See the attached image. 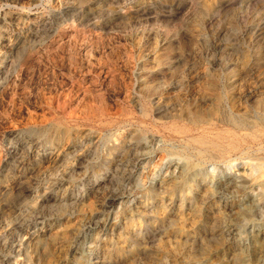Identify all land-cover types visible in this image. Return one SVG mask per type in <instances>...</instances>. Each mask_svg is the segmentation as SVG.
I'll list each match as a JSON object with an SVG mask.
<instances>
[{
  "label": "rangeland",
  "instance_id": "1",
  "mask_svg": "<svg viewBox=\"0 0 264 264\" xmlns=\"http://www.w3.org/2000/svg\"><path fill=\"white\" fill-rule=\"evenodd\" d=\"M132 1L22 0L17 7L8 6L11 2L0 1L1 12L5 10L25 19L30 16L44 23L37 34L20 44L4 79H62L65 96L75 84L80 88L90 87L89 81L80 79H98L93 75V69L91 73L85 70V78H79L72 68H68L69 62L63 64L50 59L57 47L62 46L66 53L70 52L69 47L73 49L72 45L81 33H94L105 40V45L94 50L90 59L100 74L101 80L96 87H101L103 79H108L109 67L100 65V60L105 57L103 62L109 57L114 58L111 60L119 76L116 82L119 88L116 86L117 89L106 93L108 109L83 118L64 116L61 110L42 101L41 96L45 94L48 99L56 95L52 80L33 85L36 91L31 100L37 101L32 103L30 100L17 109H13L11 99L0 98V128L14 132L17 124L23 122L20 120L28 125L25 134L47 135L64 128L72 136L71 140L81 141L82 149L71 156H85L78 173L81 176L76 174L77 177L67 178V204L63 207L50 205L49 210L43 207L45 210L38 209L40 214L36 219L15 222L14 214L5 208L16 200L15 193L0 198H4L0 202V222L1 219L5 222L4 227L0 226V264H205L206 258L213 260L210 264H243L247 250L264 236V0H172L176 8L174 19L119 20L120 10ZM22 6L30 8L32 13H22ZM81 42H78V52L82 60L87 42ZM53 47L55 49L51 50ZM157 62L167 71L162 74L164 78L158 74ZM131 72L135 75L128 77ZM138 77L146 80L145 89L138 86L141 81ZM152 88H155L154 94ZM159 92L166 99L163 105L167 109L162 114L156 107ZM77 96L78 93L74 94L73 100ZM175 100H178L177 105ZM89 101L93 106L98 105L94 95ZM204 107L209 117H206ZM26 109L32 110V119L26 115ZM42 117L44 120L40 119ZM45 117H48L46 121ZM41 121L44 124H38ZM118 136L128 137L133 146L122 150L115 158L109 157L113 148L120 146ZM196 140L201 144L195 143ZM148 151L156 152L155 156H145L152 153ZM235 160L240 165L232 167L228 177L224 176L222 172ZM130 167H139L140 172L134 170L131 173ZM214 179L224 184L231 181L233 187L228 192L211 187ZM198 183L201 186L198 187ZM209 190L212 192L208 195L209 200L203 199ZM253 201L257 209L245 216L246 207L252 206ZM25 202L32 205L31 200ZM222 208H228L229 212L226 211L227 217L220 220L221 225L219 222L215 226L204 223V214ZM30 211L28 208L27 213ZM187 238L192 241L186 242ZM182 242L180 248L178 245ZM215 245L221 252H217L218 248L215 251ZM161 247L166 249L163 251ZM180 251H183L182 255Z\"/></svg>",
  "mask_w": 264,
  "mask_h": 264
},
{
  "label": "bare ground",
  "instance_id": "2",
  "mask_svg": "<svg viewBox=\"0 0 264 264\" xmlns=\"http://www.w3.org/2000/svg\"><path fill=\"white\" fill-rule=\"evenodd\" d=\"M1 3L3 1L6 2H11L12 4H7L8 6H13L19 4H21L22 0H0ZM52 1V0H51ZM72 1V0H71ZM74 1V0H73ZM126 3V2H125ZM174 2H172V0H134L132 2H128V4H126L124 6L123 9L120 10L119 14H118V18L119 20H123V21H128L132 20V19H136L135 21H137V19H142V18H146V20H157V19H161V18H170V19H174L175 18V12H176V8L174 7ZM38 4V3H37ZM34 5V3H33ZM40 6V5H39ZM43 6V5H42ZM64 7V6H63ZM38 8V7H36ZM33 9V8H32ZM178 9V8H177ZM82 10V9H81ZM20 11L22 13H32L30 12V8H28L27 6H22L20 8ZM161 11H162V15H161ZM21 13V15H23ZM6 13L5 10L4 12L0 11V98H9L11 99L12 103L14 104V108L13 109H17V107H21L23 104H28L30 102V100L34 99L32 98V93L35 92L36 90L33 88V85H36L37 82H42L43 80H48V81H53L54 87L56 88V95L55 97H53L52 99H48L46 97L47 94L41 96L42 101L45 102L47 104V106H51L53 105L54 107H56V109L61 110L64 114V116H68L70 118H83V117H87L89 115H95L97 114L99 111L101 110H107L109 107V105L107 106V98H106V93L110 90V89H117L116 86L118 87V83L117 82V78L119 77L118 74H116L115 72V66L112 62V58L109 57V59H107L105 62H103V59L100 60V65H105V67H109V72L107 73L108 75V79H103L104 82L102 84L101 87L97 88L96 85L99 83V81L101 79L100 78V74L98 69L96 70L95 67L92 65V62L90 61L91 59V54L94 52V50L98 49L100 46L102 47V45H105V40L102 39V37L96 36L91 33H84L79 34V36H77L78 40H76L71 49L69 47V51L68 53L65 52L64 48L62 46H60L59 48H56V52L51 54V58L52 60L56 61V62H62L64 64V62H69V64L67 66H69L68 68H71L74 70L75 75L79 76V78H85L84 77V73L85 70L86 73H91L90 70L93 69L94 73L93 75H96L98 79H80L82 81H89L90 83V87H84V88H80V87H76V84L71 88V90L68 92L69 95H64L66 94L63 89H62V85H63V80L62 79H4V77L6 76L8 70L11 69V65H12V58H13V54L15 53V51L19 48V46H21L20 44L24 41H26L29 37H32L34 34H37L40 31L39 26H44V23H42V21L39 20H34L33 18H31L30 16H28L26 19L23 18V16H15L12 14ZM20 14V13H19ZM164 20V19H162ZM115 21V20H114ZM142 21V20H141ZM140 21V22H141ZM145 21V20H144ZM18 22V28L15 29L16 27V23ZM117 22V21H116ZM115 22V23H116ZM139 22V23H140ZM151 22V21H150ZM135 23V22H134ZM142 23V22H141ZM131 24V21H130ZM133 25V24H132ZM142 25V24H141ZM147 25V24H146ZM149 25V24H148ZM135 26V25H133ZM117 27V25H116ZM128 27V26H127ZM131 27V26H130ZM139 27V26H138ZM149 27V26H148ZM141 28V27H140ZM136 28H134L135 30ZM152 31V30H151ZM133 32V31H132ZM141 32V31H140ZM151 33V32H150ZM134 34V33H133ZM73 35V33H72ZM138 35V34H137ZM140 36V35H139ZM135 37V36H134ZM171 38V37H170ZM87 42L85 45L87 47L86 53L85 55H83V59L81 60L80 55L81 53L78 52V42ZM122 41V40H121ZM81 42V43H82ZM63 43V42H62ZM107 43H109L107 41ZM142 44V43H141ZM145 44V43H144ZM83 46V45H82ZM112 46V45H111ZM100 47V48H101ZM55 49V47H53L51 50ZM121 50V49H120ZM157 50V49H156ZM145 51V50H144ZM153 51V50H152ZM18 52V51H17ZM148 52V51H147ZM157 53V52H156ZM83 54V53H82ZM152 54V53H151ZM93 55V54H92ZM145 56V55H144ZM147 58V57H146ZM114 59V58H113ZM144 59V58H143ZM161 60V59H160ZM153 62V61H152ZM175 62V61H174ZM105 63V64H104ZM140 63V62H139ZM158 63V62H157ZM61 64V63H60ZM159 64V63H158ZM170 65V64H169ZM58 67H61V65L59 66V64L57 65ZM64 66V65H63ZM66 66V67H67ZM156 66V65H155ZM168 66V65H166ZM32 67V66H31ZM103 67V66H102ZM158 67V66H156ZM62 68V67H61ZM137 68V67H136ZM149 68V67H147ZM159 71L158 74H164L166 70H164V66H162L161 64H159L158 67ZM31 69V68H30ZM101 69V68H100ZM156 69V68H155ZM168 69V68H167ZM136 70V69H135ZM144 70V69H143ZM42 71V70H41ZM149 71V70H148ZM10 72V71H9ZM72 72V73H74ZM104 72V71H103ZM102 72V73H103ZM134 72V71H133ZM154 72V70H153ZM169 72V70H168ZM55 73V71H54ZM101 73V72H100ZM132 73V72H131ZM138 73V71H137ZM141 73V72H140ZM167 73V71H166ZM106 74V71H105ZM169 74V73H168ZM9 75V74H8ZM28 75V74H27ZM120 75V74H119ZM130 75V74H129ZM132 75L135 74H131V76L128 77H132ZM139 75V74H138ZM155 75V74H154ZM165 75V74H164ZM167 75V74H166ZM170 75V74H169ZM92 76V75H91ZM121 76V75H120ZM123 76V75H122ZM121 76V77H122ZM140 76V75H139ZM146 76V75H145ZM152 76V75H151ZM150 76V77H151ZM163 76V75H162ZM104 77V76H103ZM107 77V76H106ZM169 77V76H168ZM176 77V76H175ZM179 77V76H178ZM24 78V77H23ZM78 78V77H77ZM137 78V77H136ZM139 78V77H138ZM152 78V77H151ZM157 78V77H156ZM160 78V77H159ZM162 78V77H161ZM164 78V76H163ZM177 78V77H176ZM124 78H122L123 80ZM134 79V78H133ZM140 79V78H139ZM148 79V78H147ZM155 79V78H154ZM62 80V81H61ZM65 80V79H64ZM102 80V81H103ZM127 80V79H125ZM141 81H137L138 82V86L140 88H143L144 86H146L147 82L146 80H142ZM156 80V79H155ZM158 80V79H157ZM74 81V80H73ZM79 81V80H78ZM81 81V82H82ZM101 81V82H102ZM121 81V79H120ZM129 81V80H128ZM135 81V80H133ZM165 81V79L163 80ZM44 82V81H43ZM72 82V81H71ZM119 82V81H118ZM126 82V81H125ZM123 82V86L124 83ZM132 82V81H131ZM154 82V81H153ZM166 82V81H165ZM35 83V84H34ZM88 83V82H87ZM141 83V84H140ZM161 83V82H160ZM46 84L49 85L48 82H46ZM134 84V83H133ZM163 84H165L163 82ZM172 84V83H171ZM170 84V85H171ZM208 84V83H207ZM47 85V86H48ZM79 85V84H78ZM81 85V84H80ZM132 85V84H131ZM150 85V84H149ZM41 86V85H40ZM98 86V85H97ZM135 86V84H134ZM207 85H205L206 87ZM39 87V86H38ZM65 87V86H64ZM150 87V86H149ZM148 87V89H149ZM153 87V86H152ZM169 86L167 85V88ZM192 87V86H191ZM205 87H201V88H205ZM54 88V90H55ZM119 88V87H118ZM166 88V86H165ZM164 88V89H165ZM190 88V86H189ZM256 88V87H255ZM38 89V88H37ZM145 89V88H143ZM153 89V88H152ZM155 89V88H154ZM154 89L152 94H154ZM193 89V88H192ZM35 90V91H34ZM43 90V88H42ZM47 90V89H46ZM51 90V89H50ZM49 90V91H50ZM136 90V89H135ZM168 91L170 90H174V89H167ZM176 90V89H175ZM198 90V89H197ZM206 90V89H205ZM39 91V90H38ZM53 91V90H52ZM130 91V89H129ZM134 91V90H133ZM164 91V90H163ZM193 91V90H192ZM208 91V89L206 90ZM248 91V90H247ZM45 92V91H44ZM47 92V91H46ZM115 92V91H114ZM117 92V91H116ZM128 92V91H127ZM136 92V91H135ZM161 92V91H160ZM160 92L157 95V100H159V102L156 104L157 110L161 112H164L165 110V105H163V102L165 103L166 99H164V97H162V94H160ZM165 92V91H164ZM41 93V92H40ZM77 93L79 94V96H77L76 100L74 99V94L77 95ZM141 93V92H140ZM144 93V92H143ZM199 93V92H198ZM43 94V93H42ZM126 94V93H124ZM130 94V93H129ZM165 94V93H164ZM187 94V93H186ZM192 94V92H191ZM36 94H34L35 96ZM92 95H94L96 102L98 101V105H94L89 101V97H91ZM113 95V94H112ZM111 95V96H112ZM115 95V94H114ZM204 95V93H203ZM39 96V93H38ZM52 96L51 94L49 95V97ZM126 96V95H125ZM179 96V95H178ZM181 96V95H180ZM179 96V97H180ZM186 96V95H185ZM109 97V96H108ZM133 97V96H132ZM176 97V96H175ZM175 97H172L173 99ZM191 97V96H190ZM193 97V96H192ZM196 97V96H195ZM236 97V96H234ZM39 98V97H38ZM110 98V97H109ZM114 98V97H113ZM127 98V97H126ZM154 98V96H153ZM169 98V96H168ZM185 98V97H184ZM233 98V97H232ZM231 98V99H232ZM92 99V98H91ZM90 99V100H91ZM152 99V98H151ZM189 99V98H188ZM234 99V98H233ZM31 100V102H32ZM37 101V99H35ZM34 100V101H35ZM114 100V99H112ZM132 100V99H131ZM181 100V99H180ZM198 100V99H197ZM201 100V99H200ZM239 100V99H238ZM10 101V102H11ZM16 101L18 102L16 104ZM34 101L32 103H34ZM168 101V100H167ZM178 101V100H177ZM175 100V103L177 102ZM196 101V100H195ZM9 102V101H8ZM111 102V101H109ZM181 102V101H180ZM197 102V101H196ZM205 102V101H204ZM238 102V101H237ZM261 102V101H260ZM263 102V101H262ZM45 103H43V105H46ZM168 103V102H167ZM192 103V101H191ZM190 103V104H191ZM38 104V103H37ZM35 104V105H37ZM166 104V103H165ZM173 104V105H174ZM193 104V103H192ZM196 104V103H195ZM200 104H202L200 102ZM32 105V104H31ZM40 105V104H39ZM177 105V104H176ZM175 105V106H176ZM210 105V104H209ZM4 106V105H3ZM2 106V107H3ZM26 106V105H25ZM34 106V105H33ZM169 106V105H168ZM171 106V105H170ZM192 106V105H191ZM10 107V106H9ZM28 107V106H27ZM111 107V106H110ZM172 107V106H171ZM174 107V106H173ZM193 107V106H192ZM198 107V106H197ZM209 106H207L208 109ZM5 108V107H4ZM48 108V107H47ZM50 108V107H49ZM53 108V107H52ZM154 108V107H153ZM152 108V110H153ZM205 108V107H204ZM10 109V108H8ZM167 109V108H166ZM178 109V108H177ZM195 109V108H194ZM206 108L204 109V113L206 114V117H209L210 114H208V110ZM6 110V109H5ZM48 110V109H47ZM50 110V109H49ZM110 110V108H109ZM142 110V109H141ZM140 110V111H141ZM176 109L174 108V111ZM7 111V110H6ZM169 111V110H167ZM15 112V111H14ZM13 112V113H14ZM21 112V110H20ZM36 112V111H35ZM61 112V113H62ZM102 112V111H101ZM105 112V111H104ZM130 112V111H129ZM144 112V111H143ZM166 112V111H165ZM193 112H197L193 111ZM218 112V111H217ZM223 112V111H222ZM1 113V112H0ZM4 113H6L4 111ZM12 113V112H11ZM17 113V112H16ZM19 113V112H18ZM17 113V114H18ZM32 110L30 109H26V115L28 117H30L32 119ZM38 113V112H37ZM147 113V112H146ZM157 113V112H156ZM168 113V112H167ZM172 113V112H171ZM170 113V114H171ZM178 113V112H176ZM203 113V112H202ZM213 113V112H212ZM225 114V112H223ZM25 114V113H22ZM21 114V115H22ZM44 114V113H43ZM110 114V113H109ZM166 114V113H165ZM179 114V113H178ZM218 114V113H217ZM216 114V115H217ZM222 114V115H224ZM1 115V114H0ZM5 115V114H4ZM39 115V114H38ZM41 115V114H40ZM164 115V114H163ZM161 115V116H163ZM174 115V113H173ZM185 115V114H184ZM199 115V114H198ZM204 115V114H202ZM209 115V116H208ZM215 115V117H216ZM221 115V116H222ZM3 116V114H2ZM10 116V114H9ZM13 116V115H12ZM19 116V115H18ZM37 117V115H34V117ZM153 116V115H152ZM167 116V115H166ZM165 116V117H166ZM172 116V115H171ZM180 116V115H179ZM221 116H217V117H221ZM15 117V115L13 116ZM24 117V116H23ZM23 117H21L23 119ZM41 117V116H40ZM194 117V115H193ZM199 117V116H198ZM214 117V118H215ZM230 117V116H229ZM228 117V118H229ZM5 118V116H4ZM3 118V119H4ZM8 117H6L7 119ZM12 118V117H11ZM20 117H18V119H21ZM26 118V117H25ZM46 118V117H45ZM48 118V117H47ZM47 118L45 119V121L47 120ZM50 118V117H49ZM58 118V117H57ZM169 118V117H168ZM189 118V117H188ZM224 118V117H223ZM227 118V116H226ZM227 118V119H228ZM231 118V117H230ZM2 119V120H3ZM14 119V118H13ZM42 120V118H40ZM63 119V118H62ZM61 119V120H62ZM113 119V118H112ZM157 119V118H156ZM166 119V118H165ZM201 119V118H200ZM9 120V119H7ZM16 120V119H15ZM14 120V121H15ZM30 119H27V121ZM56 120V119H55ZM78 120V119H77ZM177 120V119H175ZM205 120V119H204ZM203 120V121H204ZM213 120V119H212ZM210 120V121H212ZM215 120V119H214ZM213 120V121H214ZM218 120V119H217ZM13 121V120H12ZM18 121V120H17ZM23 121L24 120H20ZM26 121V123H27ZM39 121V119H38ZM51 120L48 121V123H50ZM58 121V120H57ZM68 121V120H67ZM112 121V120H111ZM171 121V120H170ZM190 121V120H189ZM198 121V120H196ZM216 121V120H215ZM228 122V120H225ZM235 121V119L233 120ZM23 122H19L20 124H17L18 127L14 128L15 131L11 132V131H7L4 130V128H0V198L6 195H9L8 193H15V197L16 200H12V203L8 204V207L5 206V208H8V211L11 212L12 214H14V221L15 222H25V221H29L31 218L32 220H34V218L36 219L39 216V210L38 209H42L43 207H48V206H58V207H63V205H65L66 203V195H67V185H66V181L67 178L69 177H77L79 171L81 170V165L83 163H81L83 161V156H80L76 154V156L72 157L71 155L74 154L75 152H79L82 149V145H81V141L80 143L78 142V140L75 138L74 140H71L72 137L71 135L69 136L68 134V130L64 129V128H59L57 130L52 131L51 133L45 135V133H34L31 132L30 134H25V126L28 127V125H24ZM37 122V121H36ZM60 122V121H59ZM62 122V121H61ZM201 122V121H200ZM231 122V120H230ZM5 123V122H4ZM2 123V124H4ZM9 123V122H8ZM12 123V122H11ZM31 123V121H30ZM43 123L42 121L38 124ZM55 123V122H54ZM53 123V124H54ZM166 123V122H165ZM187 123V122H186ZM212 123V122H211ZM232 123V122H231ZM235 123V122H234ZM250 123V122H248ZM36 124V123H35ZM36 124V125H38ZM44 124V123H43ZM59 124V123H58ZM169 124V123H168ZM198 124V123H196ZM205 124V123H204ZM227 124V123H226ZM233 124V123H232ZM239 124V123H238ZM237 124V126H238ZM262 124V123H261ZM7 125V124H6ZM9 125V124H8ZM7 125V126H8ZM63 125V124H62ZM178 125V124H177ZM183 125V124H182ZM187 124H185L186 127ZM190 125V124H189ZM231 125V124H230ZM235 125V124H234ZM263 125V124H262ZM31 126V125H30ZM171 126V125H170ZM179 126V125H178ZM194 126V125H193ZM264 126V125H263ZM38 127V126H37ZM58 127V126H57ZM172 127V126H171ZM170 127V128H171ZM183 127V126H182ZM248 127V126H247ZM250 127V126H249ZM253 127V125L251 126V128ZM10 129L12 127H9ZM8 128V129H9ZM40 128V127H39ZM71 128V127H70ZM125 128V127H124ZM174 129H176L175 127H173ZM205 128V127H204ZM257 128V127H256ZM19 129V130H17ZM32 129V128H31ZM41 129V128H40ZM73 129V127H72ZM190 129V128H189ZM249 129V128H248ZM122 130V129H121ZM137 130V129H136ZM169 130V128H168ZM183 130L182 128L180 129V131ZM28 131V129H27ZM36 131V130H35ZM48 131V130H47ZM74 131H78V130H74ZM89 131V130H88ZM139 131V130H138ZM137 131V132H138ZM175 132V130H173ZM177 131V130H176ZM185 131V130H184ZM188 131V130H186ZM190 131V130H189ZM188 131V132H189ZM43 132V131H42ZM45 132V131H44ZM119 132V131H118ZM136 132V133H137ZM192 132V131H191ZM88 133V132H87ZM86 133V134H87ZM133 133V134H136ZM140 133V132H139ZM143 133V131H142ZM179 133V131H178ZM224 133H228V132H224ZM72 134V133H71ZM98 134V133H96ZM144 134V133H143ZM174 134V133H173ZM176 134V132H175ZM117 135V134H116ZM140 135V134H138ZM142 135V134H141ZM145 135V134H144ZM179 135V134H178ZM207 135V134H205ZM229 135V134H228ZM231 135V133H230ZM95 136V135H94ZM182 136V134H181ZM195 136V135H194ZM226 136V135H225ZM233 136V135H232ZM81 137V136H80ZM79 137V138H80ZM84 137V134H83ZM100 138H102L101 136H99ZM141 137V136H140ZM188 137V136H187ZM218 137V136H217ZM220 137V136H219ZM227 137V136H226ZM145 138V137H144ZM184 138V137H183ZM186 138V137H185ZM204 138V137H203ZM202 138V139H203ZM224 138V137H223ZM98 140H100L99 138H97ZM111 139V138H110ZM113 139V138H112ZM115 139V138H114ZM152 139V138H151ZM207 139V137H206ZM220 139V138H219ZM249 139V138H248ZM91 140V139H90ZM96 140V139H95ZM94 140V141H95ZM104 140V139H103ZM143 140V139H142ZM145 140V139H144ZM186 140V139H185ZM188 140H193V139H188ZM209 140V139H208ZM207 140V141H208ZM227 139H224V141ZM230 140V138H229ZM117 141L120 142V146L119 147H114L112 150V153H110L109 157H114L117 156V154L121 153L122 150H129L132 145V140L128 139V137L124 138V136H118L117 137ZM201 141V140H200ZM204 141V140H203ZM252 141V140H251ZM96 142V141H95ZM111 142V141H110ZM192 142V141H191ZM98 143V142H97ZM103 143V142H102ZM108 143V141H107ZM113 143V142H112ZM135 143V142H134ZM148 144V142H146ZM189 143V142H188ZM195 143H197V140L195 141ZM194 143V144H195ZM199 145L201 144V142H198ZM197 143V144H198ZM205 143V142H204ZM211 143V142H210ZM84 144V143H83ZM93 145V143H91ZM100 144V143H99ZM98 144V145H99ZM144 144V143H143ZM156 144V143H154ZM112 145V144H111ZM152 145V144H151ZM157 145V144H156ZM203 145V144H202ZM212 145V143H211ZM217 145V144H216ZM110 146V145H109ZM148 146V145H147ZM154 146V145H153ZM204 146V145H203ZM207 146V145H206ZM90 147V146H89ZM87 147V148H89ZM135 147V146H134ZM151 147V146H150ZM230 147V146H229ZM233 147V145H232ZM91 148V147H90ZM101 148V147H100ZM156 149V148H155ZM263 149V148H262ZM87 150V149H86ZM90 150V149H88ZM96 150V147H95ZM132 150V149H131ZM134 150V149H133ZM94 151V149H93ZM109 151V150H108ZM142 151V150H141ZM140 151V152H141ZM77 152V153H78ZM127 152V151H126ZM125 152V153H126ZM130 152V151H129ZM138 152V151H137ZM143 152L146 153L145 150H143ZM148 152H152L151 154ZM148 154H145V156L147 155V157L150 156H155L153 151H148ZM87 153V152H86ZM97 153V152H96ZM139 153V152H138ZM82 154H85L82 152ZM81 154V155H82ZM92 154V153H91ZM122 154V153H121ZM132 154V153H131ZM134 154V153H133ZM132 154V158L134 157ZM144 154V153H143ZM260 154V153H259ZM127 155V154H125ZM139 155V154H138ZM164 155V153H163ZM71 156V157H70ZM131 156V155H130ZM143 156V155H142ZM85 157V156H84ZM96 157V156H95ZM128 157V156H127ZM138 157V156H137ZM162 157V156H161ZM115 158V157H114ZM120 158V157H119ZM135 158V157H134ZM142 158V157H141ZM146 158V157H144ZM143 158V159H144ZM163 158V157H162ZM87 159V158H85ZM110 159V158H109ZM123 159V158H122ZM221 159V158H220ZM108 160V159H107ZM113 160V159H112ZM129 160V159H128ZM134 160V159H133ZM90 161V160H89ZM93 161V160H92ZM106 161V160H105ZM123 161V160H122ZM126 161V160H125ZM141 161V160H139ZM87 162V161H86ZM124 162V161H123ZM135 162V161H134ZM132 162V164L134 163ZM106 163V162H105ZM122 163V162H120ZM126 163V162H125ZM131 163V162H130ZM231 165L225 169L222 174L224 176L229 175L230 169L232 167H235L237 165H240L238 161H232L230 162ZM113 164V163H112ZM129 164V163H128ZM136 164V163H135ZM84 165V164H83ZM110 165V164H109ZM143 165V164H142ZM132 166V165H131ZM134 166V165H133ZM176 166V165H175ZM179 166V165H178ZM84 167V166H83ZM117 168V167H116ZM124 168V167H123ZM131 168V167H130ZM129 169H125L126 170H130ZM181 168V167H180ZM260 168V167H259ZM263 168V167H262ZM120 169V168H119ZM142 169V168H141ZM162 169V168H161ZM105 170V169H104ZM118 170V169H117ZM116 170V171H117ZM124 170V169H122ZM139 171L140 168L139 167H133V169L131 168V173L132 171ZM169 170V169H168ZM172 171V170H171ZM170 171V173H171ZM182 171V170H181ZM260 171V169H259ZM121 172V171H119ZM127 172V171H126ZM140 172V171H139ZM167 172V171H166ZM174 172V171H173ZM176 172H177V168H176ZM264 172V171H263ZM60 173V174H59ZM118 173V172H117ZM169 173V174H170ZM77 174V175H76ZM130 174V173H129ZM157 174V173H156ZM164 174V173H163ZM167 174V173H166ZM175 174V173H174ZM181 174V173H180ZM114 175V174H112ZM122 175V173H121ZM126 175V174H125ZM131 175V174H130ZM172 175V173H171ZM81 176V175H80ZM123 176V175H122ZM128 176V175H127ZM159 176V175H158ZM263 176V175H262ZM79 177V176H78ZM83 177V176H82ZM172 177V176H171ZM177 177V176H176ZM173 179V177H172ZM75 180V179H74ZM95 181V180H94ZM110 181V180H109ZM176 181V180H175ZM172 182V181H170ZM204 182V181H203ZM221 181L218 179H214L211 181L210 185L211 187L216 186V187H220L221 189H223L224 191H229L230 188L233 187V183L231 181H228L226 184L224 183H220ZM236 182V181H235ZM95 183V182H94ZM113 183V182H112ZM157 183V182H156ZM166 183V182H165ZM68 184V183H67ZM99 184V183H98ZM109 184V183H108ZM126 184V183H125ZM124 184V185H125ZM172 185V183H170ZM176 184V183H175ZM236 184V183H235ZM106 185V184H105ZM110 185V184H109ZM120 185V184H118ZM195 186L198 185L201 186V183H198L197 185L194 184ZM169 186V185H167ZM247 186V185H246ZM102 188H104L105 186L102 185ZM117 187V186H116ZM122 187V186H121ZM128 187V186H127ZM91 188V187H90ZM120 188V187H119ZM124 188V187H123ZM162 188V187H161ZM169 188V187H168ZM171 188V187H170ZM177 188V186L175 187V189ZM99 189H101L99 187ZM215 189V188H214ZM172 190V189H171ZM196 190V189H194ZM216 190V189H215ZM84 191H87L84 190ZM96 191V190H95ZM99 191V190H97ZM169 191V190H167ZM222 191V190H221ZM83 192V191H82ZM89 192V191H88ZM166 192V191H165ZM214 192V191H213ZM206 193V192H205ZM81 194V193H80ZM212 192L209 190V192L207 191L206 195H203V199L208 198V195H211ZM214 194V193H213ZM82 196V195H81ZM185 196V195H184ZM205 196V197H204ZM247 196V195H246ZM245 196V197H246ZM24 197V198H22ZM7 198V197H6ZM4 199V198H3ZM1 199V200H3ZM185 199V198H184ZM0 200V202H1ZM32 201V205L35 207H32L31 202H29V204H27L28 202L25 201ZM78 200V199H77ZM209 200V198H208ZM207 200V201H208ZM102 201V200H101ZM244 201V200H243ZM76 202V201H74ZM103 202V201H102ZM4 203V201H3ZM2 203V204H3ZM243 203V202H242ZM1 204V205H2ZM67 204V203H66ZM81 204V203H80ZM195 204V203H194ZM255 204V205H253ZM258 204V203H257ZM260 204V203H259ZM237 205V204H236ZM242 205V204H241ZM247 205V204H246ZM73 206V205H72ZM102 206V205H101ZM114 206V205H113ZM32 207V208H31ZM95 207V206H94ZM240 207V206H239ZM258 206H256V203L253 201L252 206L248 205V207H246L245 210V216L246 215H251L253 214V210H256ZM28 208L31 209V211L29 213H27ZM218 208V207H217ZM3 209V207H2ZM4 209V211L6 210ZM99 209V208H98ZM117 209V208H116ZM233 209V208H232ZM242 209V208H241ZM240 209V210H241ZM27 210V211H25ZM43 210H45L43 208ZM49 210V209H48ZM3 211V210H2ZM3 211V212H4ZM226 211H228V208H222V209H216L213 210L212 213H207L204 214L203 216V220L204 223H206L207 225H212L215 226L216 224H218V222L221 225L220 220L224 219L223 217L226 216ZM238 211V210H237ZM236 211V212H237ZM262 211V210H261ZM8 212V213H9ZM229 212V211H228ZM239 212V211H238ZM7 213V214H8ZM25 213H27L25 215ZM243 214V212H241ZM229 214V213H228ZM4 215V214H3ZM166 215V214H165ZM164 215V216H165ZM237 215L234 213V216ZM2 216V215H1ZM13 216V215H12ZM48 216V215H47ZM159 216V215H158ZM167 216V215H166ZM191 216V215H190ZM244 216V217H245ZM41 217V216H40ZM43 217V216H42ZM227 217V216H226ZM233 217V216H232ZM236 217V216H235ZM243 217V216H242ZM196 218V217H195ZM237 218V217H236ZM62 219V218H61ZM166 217H164L165 221ZM242 219V218H241ZM246 219V218H245ZM6 220V219H5ZM4 220V221H5ZM161 220V219H160ZM40 221V220H39ZM167 221V220H166ZM241 221V220H240ZM26 224V223H25ZM198 224V223H197ZM5 222L2 221L0 222V226L4 227ZM63 225V224H61ZM203 225V224H202ZM97 226V225H96ZM196 226V225H195ZM61 227V226H60ZM98 227V226H97ZM152 227V226H151ZM181 227V225H180ZM206 227V226H205ZM36 229V228H35ZM196 229V228H195ZM51 230V229H50ZM179 230V229H178ZM184 230V228H183ZM194 231V230H193ZM110 232V231H109ZM179 232V231H178ZM20 233V232H19ZM177 233V232H176ZM189 234V232H187ZM50 234V233H49ZM54 234V233H52ZM64 234V233H62ZM183 233H181L182 235ZM2 235V234H1ZM13 235V234H12ZM55 235V234H54ZM180 235V234H179ZM178 235V236H179ZM192 235V234H191ZM202 235V234H201ZM200 235V236H201ZM206 235V234H205ZM17 236V235H16ZM46 236V235H45ZM59 236V235H58ZM63 236V235H62ZM184 236V235H183ZM212 236V234H211ZM235 236V235H234ZM40 238V237H39ZM58 238V237H57ZM60 238V237H59ZM189 238V236H188ZM186 242H190L192 241V239H188ZM192 238V237H191ZM236 238V237H235ZM54 239V238H53ZM56 239V238H55ZM194 239V238H193ZM196 239V237H195ZM199 239V238H198ZM258 239V238H257ZM201 240V239H200ZM243 240V239H242ZM256 240V239H255ZM134 241V240H133ZM198 241V240H197ZM237 241V240H236ZM184 242V241H183ZM180 243L178 246L181 248L184 243ZM34 243V242H33ZM58 243V242H57ZM227 243V242H226ZM36 244V243H35ZM164 244V243H163ZM177 244V243H176ZM175 244V245H176ZM222 245V243H219ZM219 245V246H221ZM164 247V246H163ZM173 247V246H172ZM186 247V246H185ZM182 250H184V248ZM190 247V246H189ZM216 247V245H215ZM223 247V246H221ZM160 248V247H159ZM162 248V247H161ZM169 248V246H168ZM218 247L215 248V251ZM166 249V248H165ZM164 249V250H165ZM174 249V247H173ZM221 248H218L217 252H221L220 250ZM163 250V248H162ZM161 250V251H162ZM163 250V251H164ZM168 252L170 250L167 249ZM172 250V248H171ZM176 250V249H175ZM181 250V249H180ZM189 250V249H188ZM162 251V252H163ZM185 251V250H184ZM214 251V250H213ZM161 252V253H162ZM84 253V252H83ZM172 253V251L170 252ZM177 253H179L177 251ZM183 253V251H180V254ZM226 253V252H225ZM61 254V253H60ZM173 254L174 253L173 251ZM208 254V253H207ZM212 254V252H211ZM245 254V253H244ZM177 255V254H176ZM182 255V254H181ZM202 255V254H201ZM164 256V255H163ZM166 256V255H165ZM180 256V255H178ZM208 256V255H207ZM227 256V254L225 255ZM205 257V256H204ZM222 257V256H221ZM243 264H264V236H260V239H258V241L254 242L253 247L249 248L247 250L246 255L243 256ZM90 258V257H89ZM163 258V257H161ZM175 258V256H174ZM178 258V257H177ZM215 258V257H214ZM164 259V258H163ZM195 260V258H194ZM197 260V259H196ZM211 259L206 258V260H204L206 263L205 264H210ZM134 261V260H133ZM163 261V260H162ZM213 262V260H211ZM62 262V261H61ZM164 262V261H163ZM195 262V261H194ZM214 263V262H213ZM2 264V263H1ZM50 264V263H49ZM212 264V263H211Z\"/></svg>",
  "mask_w": 264,
  "mask_h": 264
}]
</instances>
